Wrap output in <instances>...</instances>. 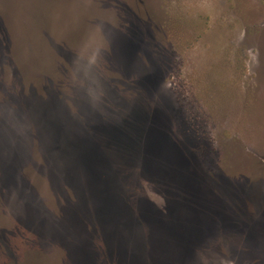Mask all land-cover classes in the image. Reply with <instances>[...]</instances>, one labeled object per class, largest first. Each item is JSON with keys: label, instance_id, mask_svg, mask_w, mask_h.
<instances>
[{"label": "rangeland", "instance_id": "374dc122", "mask_svg": "<svg viewBox=\"0 0 264 264\" xmlns=\"http://www.w3.org/2000/svg\"><path fill=\"white\" fill-rule=\"evenodd\" d=\"M23 98L94 143L57 157ZM82 245L264 264V0H0V264Z\"/></svg>", "mask_w": 264, "mask_h": 264}, {"label": "trees", "instance_id": "16d2710c", "mask_svg": "<svg viewBox=\"0 0 264 264\" xmlns=\"http://www.w3.org/2000/svg\"><path fill=\"white\" fill-rule=\"evenodd\" d=\"M1 20L3 21V18ZM42 31H44L43 28H42ZM43 33L44 32H42V34ZM6 50H7V44H6ZM24 101H25L24 98L21 99L19 101V104H17L18 106H16L15 108L17 107L19 108L21 106L20 109L24 110L26 114L29 113L30 109L34 111L36 117L38 118L40 122L42 130L44 126V129L46 131L49 149H51L54 153H56L57 157L61 155L62 158L64 159L68 158L69 160V155L67 153L68 151L67 148L69 147L71 149L72 158L74 160L75 153L78 152L79 149L81 150V155H82V152L84 153L87 149H89V144L94 143V142L89 141V139L86 138V135L81 134V135L75 136L73 134V129H70L69 131H71L70 133L74 137L70 136V134H68L66 130L65 124L61 123V120L55 114V108L52 103L39 105L40 107L37 106L34 108L30 104L28 103L26 104ZM7 130L8 132H10V129H7ZM73 160L70 162L74 163ZM85 161H86V158H85ZM95 168H100V167L95 166ZM116 214L118 213L116 212ZM114 221L116 223V226H115L116 228L117 224L120 222H118L117 219L116 220L114 219ZM85 248L86 246H83V245L80 246L77 257L82 256L84 264H95L94 262H91L93 260L91 257V254ZM161 263L163 264V260L161 261Z\"/></svg>", "mask_w": 264, "mask_h": 264}]
</instances>
